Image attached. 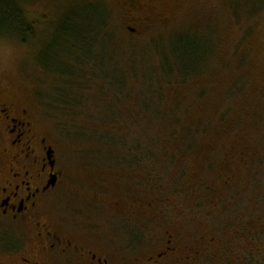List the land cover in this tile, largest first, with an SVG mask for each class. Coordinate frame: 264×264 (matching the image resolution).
Masks as SVG:
<instances>
[{"label": "rangeland", "instance_id": "rangeland-1", "mask_svg": "<svg viewBox=\"0 0 264 264\" xmlns=\"http://www.w3.org/2000/svg\"><path fill=\"white\" fill-rule=\"evenodd\" d=\"M26 2L35 38L0 39V103L32 110L64 168L65 189L47 214L128 263L156 256L172 235L182 264H246L249 252L264 264V0H140L136 11L120 0ZM101 12L105 29L82 23L97 27ZM66 66L76 75H60ZM169 66L204 71L186 88L165 81ZM59 91L73 105L60 106ZM159 102L186 120L217 122L227 111L228 125L176 159L158 157L159 175L146 173L147 159H110V129L140 137L131 117ZM111 111L121 126L110 127ZM160 126L150 129L161 135ZM141 145L157 155L177 148ZM119 147L111 149L125 154Z\"/></svg>", "mask_w": 264, "mask_h": 264}, {"label": "flooded vegetation", "instance_id": "flooded-vegetation-1", "mask_svg": "<svg viewBox=\"0 0 264 264\" xmlns=\"http://www.w3.org/2000/svg\"><path fill=\"white\" fill-rule=\"evenodd\" d=\"M120 1L127 11L140 8V0ZM34 118L29 107L13 99L0 103V264H133L111 257L101 246L92 248L66 230L65 218L62 223L47 214L56 192L65 189V171L49 137L35 129ZM168 237L156 256L133 261L182 264L181 245Z\"/></svg>", "mask_w": 264, "mask_h": 264}, {"label": "trees", "instance_id": "trees-1", "mask_svg": "<svg viewBox=\"0 0 264 264\" xmlns=\"http://www.w3.org/2000/svg\"><path fill=\"white\" fill-rule=\"evenodd\" d=\"M27 0H0V39L5 37H12L20 41L22 44H28L35 38V29H34V21L30 18L29 13L26 11V2ZM71 11V10H70ZM69 11V13H70ZM90 23L95 19L99 24L97 27L95 26V21L91 24L84 23L86 28L88 29H95V28H106L108 27V22L106 21V14L105 12H101V15L97 16V18H88ZM78 20L84 21L83 18H78ZM101 22V23H100ZM70 28V27H68ZM112 29V27H110ZM68 30V29H66ZM70 36V34L68 35ZM83 38V37H82ZM86 38V37H85ZM215 43V41H214ZM188 52V56L191 59V45L185 44L183 45ZM215 44L212 48H215ZM204 47V45H203ZM205 48V47H204ZM206 49V48H205ZM210 55L214 53V51H210ZM209 55V56H210ZM209 56L207 60L209 59ZM191 61V60H190ZM162 73L165 75L164 77L168 80L167 82H172L170 80H175L174 85H184L186 88L192 85L194 80H191L195 75H200L203 73L204 69H196L181 66V68L177 69L171 68L170 66L167 70L161 69ZM177 71V73H175ZM76 70L73 67L66 66L65 72H61L62 74H75ZM78 75V74H77ZM175 75L176 77L172 76ZM152 74L149 76L151 77ZM126 80V78H125ZM164 81V80H163ZM125 84L123 83V86ZM235 87V85H233ZM161 87V85H160ZM234 89V88H233ZM232 89V92H233ZM154 91L162 92L160 89H156ZM64 92V91H63ZM62 91L58 92L56 95L57 102L60 104L63 103L67 105V101L70 102L72 100L69 97H66V92L63 93ZM199 97H203L202 88L197 92ZM59 99V100H58ZM70 99V100H69ZM162 99H160L161 101ZM140 102V100H139ZM74 103V102H73ZM72 102L70 104L73 105ZM140 105H142L140 103ZM156 110L149 109V107L143 106L144 116L136 115L131 117V120L140 122L142 125V132L140 137L135 136L134 133H131L130 130H122L123 132H118L114 129H110V159H114L120 161L119 164L125 165H134L140 163L141 159H147V164L151 168L146 171L147 174L159 175L158 170L160 171L159 167L162 166L159 163L158 157H165L176 159L179 156L184 155V153L191 148L193 149L197 142H200L204 139L212 140L215 136L219 135L220 129L223 126H227L228 122V114L227 111L224 112L221 116H219L217 122L206 121L203 118L193 119V120H186L183 117V114H178L177 112H166L162 110L161 104H155ZM181 102L175 104L174 106L179 107ZM54 107V106H53ZM65 107V106H64ZM54 109V108H53ZM68 109L67 106L65 110ZM68 111V110H66ZM146 114V115H145ZM182 115V116H181ZM186 120V121H185ZM154 121H157L158 124L161 126V135L154 134L150 129L151 125L154 124ZM238 123L239 120H238ZM122 118L121 115H117L114 111L110 112V127L111 126H121ZM213 124V125H212ZM233 126V125H232ZM221 134V133H220ZM161 143L167 144H174L177 148L175 152L163 151L160 155L155 154L151 147L142 146L141 143ZM112 144L120 145L119 148L126 147L125 154H117L114 153L111 149ZM116 151V150H115ZM129 152V153H127ZM115 154V156H113ZM208 167L211 168L210 164L208 163ZM158 168V170H157ZM152 180V179H151ZM246 264H262L260 261L257 260L254 252H249V255L246 257Z\"/></svg>", "mask_w": 264, "mask_h": 264}]
</instances>
